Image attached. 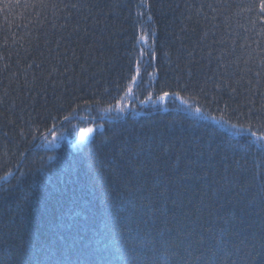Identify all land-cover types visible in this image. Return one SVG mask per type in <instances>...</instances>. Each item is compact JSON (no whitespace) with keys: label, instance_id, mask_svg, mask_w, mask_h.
<instances>
[{"label":"trees","instance_id":"obj_1","mask_svg":"<svg viewBox=\"0 0 264 264\" xmlns=\"http://www.w3.org/2000/svg\"><path fill=\"white\" fill-rule=\"evenodd\" d=\"M261 4L0 0V264H264Z\"/></svg>","mask_w":264,"mask_h":264},{"label":"snow or ice","instance_id":"obj_2","mask_svg":"<svg viewBox=\"0 0 264 264\" xmlns=\"http://www.w3.org/2000/svg\"><path fill=\"white\" fill-rule=\"evenodd\" d=\"M261 8H264V4H261ZM140 40H141L142 42H144L145 44H147L148 41H149V37H148L147 35H141V36H140ZM168 95H169V93H168V92H165V93L163 94V96H161V99H162V100L165 99ZM173 95L179 96V92H175V93H173ZM195 112H196L197 114H200L201 109H200V108H195ZM91 131H92V130L89 129V132H91ZM253 135H255V133H253ZM149 195H151V193H149ZM261 247H264V245H262Z\"/></svg>","mask_w":264,"mask_h":264},{"label":"rangeland","instance_id":"obj_3","mask_svg":"<svg viewBox=\"0 0 264 264\" xmlns=\"http://www.w3.org/2000/svg\"><path fill=\"white\" fill-rule=\"evenodd\" d=\"M54 137V136H53Z\"/></svg>","mask_w":264,"mask_h":264}]
</instances>
